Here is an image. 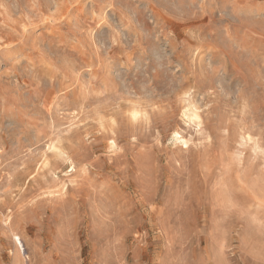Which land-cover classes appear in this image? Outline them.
Segmentation results:
<instances>
[{
    "label": "rangeland",
    "instance_id": "rangeland-1",
    "mask_svg": "<svg viewBox=\"0 0 264 264\" xmlns=\"http://www.w3.org/2000/svg\"><path fill=\"white\" fill-rule=\"evenodd\" d=\"M0 264H264V0H0Z\"/></svg>",
    "mask_w": 264,
    "mask_h": 264
},
{
    "label": "bare ground",
    "instance_id": "bare-ground-1",
    "mask_svg": "<svg viewBox=\"0 0 264 264\" xmlns=\"http://www.w3.org/2000/svg\"><path fill=\"white\" fill-rule=\"evenodd\" d=\"M192 109H193V108H192ZM192 109H191V110H192ZM195 111H196V110H195ZM195 111L192 112V116H193L194 119L199 120L200 117H199V115H198ZM188 116H189V115H188ZM198 124H199V123H198ZM186 143H187V142H186Z\"/></svg>",
    "mask_w": 264,
    "mask_h": 264
}]
</instances>
